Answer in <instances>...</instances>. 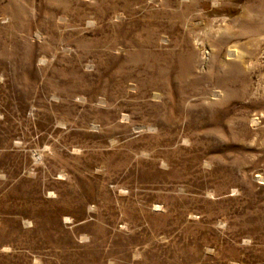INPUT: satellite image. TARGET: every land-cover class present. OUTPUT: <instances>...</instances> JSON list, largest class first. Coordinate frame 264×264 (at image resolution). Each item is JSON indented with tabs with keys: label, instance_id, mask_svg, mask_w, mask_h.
Masks as SVG:
<instances>
[{
	"label": "rangeland",
	"instance_id": "374dc122",
	"mask_svg": "<svg viewBox=\"0 0 264 264\" xmlns=\"http://www.w3.org/2000/svg\"><path fill=\"white\" fill-rule=\"evenodd\" d=\"M0 264H264V0H0Z\"/></svg>",
	"mask_w": 264,
	"mask_h": 264
}]
</instances>
